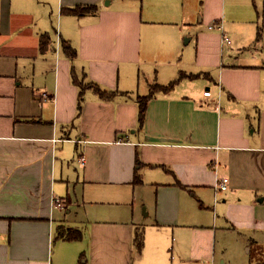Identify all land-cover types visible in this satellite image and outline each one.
I'll list each match as a JSON object with an SVG mask.
<instances>
[{
    "label": "crops",
    "instance_id": "obj_1",
    "mask_svg": "<svg viewBox=\"0 0 264 264\" xmlns=\"http://www.w3.org/2000/svg\"><path fill=\"white\" fill-rule=\"evenodd\" d=\"M0 264H264V0H0Z\"/></svg>",
    "mask_w": 264,
    "mask_h": 264
},
{
    "label": "trees",
    "instance_id": "obj_2",
    "mask_svg": "<svg viewBox=\"0 0 264 264\" xmlns=\"http://www.w3.org/2000/svg\"><path fill=\"white\" fill-rule=\"evenodd\" d=\"M97 10V6L96 5H77L75 7H66L64 8V12H68L70 14H75L78 16H83L86 15L88 13L91 12H95ZM63 47L65 49V51L68 52L69 55L73 56L74 54H76V49H74L72 47V45L70 43H67V41L63 42ZM183 76V75H182ZM180 76V77H182ZM178 81V79L172 81L170 84L168 85H159V89L161 90H169L171 89L175 83ZM97 92L103 97V98H109L112 96V92H108L106 90L100 89L98 87H96ZM153 92L148 94V95H139L137 100H138V104H139V123L143 124L144 120H145V116H146V111H147V105H148V101L149 99L152 97ZM79 108L81 109L82 105V99H83V91L82 89L80 90V94H79ZM82 236V233L78 230H74L73 228H66L64 226H60L58 228V233H57V237H62V238H68V239H78Z\"/></svg>",
    "mask_w": 264,
    "mask_h": 264
},
{
    "label": "built area",
    "instance_id": "obj_3",
    "mask_svg": "<svg viewBox=\"0 0 264 264\" xmlns=\"http://www.w3.org/2000/svg\"><path fill=\"white\" fill-rule=\"evenodd\" d=\"M218 25L220 28L223 29V25L221 24H216ZM215 24H211V27H214ZM230 41V37L228 35H226V33L223 34V39H222V42H229ZM205 94L206 95H210L211 94V90L210 89H207L205 91ZM81 160L82 161H85V156L82 155L81 156ZM229 177L228 176H222L219 181H218V189H221V190H224V189H227L228 188V185H229ZM53 204L56 205V206H61V207H64V204H63V201L59 198V197H53Z\"/></svg>",
    "mask_w": 264,
    "mask_h": 264
},
{
    "label": "rangeland",
    "instance_id": "obj_4",
    "mask_svg": "<svg viewBox=\"0 0 264 264\" xmlns=\"http://www.w3.org/2000/svg\"><path fill=\"white\" fill-rule=\"evenodd\" d=\"M207 85H208V84L204 85V86H203V89H205ZM212 85H213V84H212Z\"/></svg>",
    "mask_w": 264,
    "mask_h": 264
}]
</instances>
